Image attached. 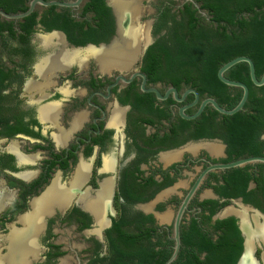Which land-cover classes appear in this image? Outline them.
Wrapping results in <instances>:
<instances>
[{"label":"flooded vegetation","instance_id":"af4514ba","mask_svg":"<svg viewBox=\"0 0 264 264\" xmlns=\"http://www.w3.org/2000/svg\"><path fill=\"white\" fill-rule=\"evenodd\" d=\"M31 1L0 0V10L23 12ZM86 1L36 3L31 25L0 13V264H181L182 234L193 222L214 237L216 221L226 218L241 234L238 211L246 209L252 227L254 214L263 222L264 131L245 141L231 134L224 114L201 121L209 103L197 117H181V107L191 115L215 98L183 80L176 86L174 72L144 70L145 53L167 34L171 16L185 2L199 4L136 2L140 24L151 19L153 42L143 50L141 39L124 64L100 71L93 56L49 61L64 56L61 48L115 35L106 0L113 19L107 39L76 44L48 27L63 13L84 22L83 30L95 26ZM164 15L168 26L155 32ZM59 31L63 46L56 38L44 44L42 36ZM70 32L83 37L78 25Z\"/></svg>","mask_w":264,"mask_h":264},{"label":"trees","instance_id":"16d2710c","mask_svg":"<svg viewBox=\"0 0 264 264\" xmlns=\"http://www.w3.org/2000/svg\"><path fill=\"white\" fill-rule=\"evenodd\" d=\"M12 1V0H10ZM185 2L178 17L171 16L165 36L159 37L148 47L144 57V70L174 72L171 81L178 86L183 80L201 93H207L225 108H232L241 97V89L230 87L217 76L218 68L238 55L250 57L257 78L264 70V0H195ZM85 9L94 12L95 26L74 21L68 13L58 14L62 20L48 24L65 30L76 44L107 39L113 30V19L105 0H87ZM21 11L27 6L22 3ZM205 10L206 14L199 11ZM156 27L158 32L167 27L166 18ZM34 13L24 17L28 25L33 24ZM83 37L71 35L76 28ZM225 76L244 82L248 86V97L243 108L231 115H221L228 122L231 134L240 133L249 140L253 134L264 131V84L252 83L246 62L230 67ZM216 110L203 112L201 121L214 118ZM203 134V133H200ZM199 135V134H198ZM216 236L202 230L193 222L189 230L183 231L181 246L187 254L180 255L181 264H236L243 248V238L234 218L217 220Z\"/></svg>","mask_w":264,"mask_h":264},{"label":"bare ground","instance_id":"6f19581e","mask_svg":"<svg viewBox=\"0 0 264 264\" xmlns=\"http://www.w3.org/2000/svg\"><path fill=\"white\" fill-rule=\"evenodd\" d=\"M140 1L141 0H110V2L115 8L114 11L119 20L118 21L119 29H118V36L115 37L112 43L109 44L108 46L106 47L102 46L98 48H95L93 46H86L87 48L86 50L85 49L81 50L79 48H76L78 50H71L70 52H66L63 48H61L58 54L64 56L49 61H53V62L56 61L58 65L61 63L68 64L69 62L75 61L76 59L82 61L83 58L85 57L93 56L98 64V69L100 71L103 70L105 71L110 68H113L112 65L118 66L120 64L126 63L127 61H131V59H133V56L138 51V48L140 46V40L143 39L144 42H147L149 40L147 24L141 25L139 22V16L141 10L138 8V4H136V2L137 3L139 2L140 4ZM124 17L128 18L129 24L127 26L124 23L122 24V20L124 19ZM41 38L43 39L45 45H48L52 40V38H56V42L58 44H61V46H63V37L60 34L46 35V36H42ZM80 50L81 52H83V57L81 58H80L81 52H79ZM237 213L241 217V222H240L241 227L247 234V238L251 240L252 236H257V238L259 237L258 239L262 241L264 244V221L260 222L258 216L254 214L252 216L253 217L252 220L255 223V227L253 225V227L251 228L250 226L251 222L247 218L246 209L242 211H238ZM262 257L264 261V251L262 253Z\"/></svg>","mask_w":264,"mask_h":264},{"label":"water","instance_id":"95a60500","mask_svg":"<svg viewBox=\"0 0 264 264\" xmlns=\"http://www.w3.org/2000/svg\"><path fill=\"white\" fill-rule=\"evenodd\" d=\"M83 0H67V1H55V0H51V1H46V0H32L27 8V10L23 11V12H19V13H6L4 11H1L0 10V13L2 15H4L5 17L7 18H10V19H18V18H22V17H25L27 15H29L33 9H34V6L36 3H39L41 5H44V6H48V5H51V4H59V5H62V6H67V7H73V6H78ZM107 1V4L108 6H110L112 8V11H113V14L115 16V22H116V33L115 35L111 38L110 41H107V42H100V43H87L85 45H82V46H76L74 47L75 48H84L86 46H93L95 48H98V47H106L108 46L109 44L112 43V41L115 39V37L118 36V24H119V20L117 18V15L114 11V8L112 6V4L110 3V0H106ZM143 0L140 1V6H141V3H142ZM149 1V0H147ZM203 14H206V11H202ZM142 16L141 12H140V16H139V20H140V17ZM141 22V21H140ZM125 24L126 26L129 24V21H128V18L127 17H124V19L122 20V24ZM150 23H151V19H146L144 21L143 24H147V28H148V34H149V28H150ZM59 34L65 38L64 34L62 32L59 31ZM153 42V38L150 36L149 34V40L147 42H144V45H143V50H146V48L148 47L149 44H151ZM138 51H139V48H138ZM137 51V52H138ZM238 62H246L247 65H248V71H249V76H250V79L252 81V83L256 86H261L264 84V70L260 76V78H257L256 76V73H255V67H254V63L252 61V59L246 55H238V56H235L234 58L226 61L225 63H223L217 70V76L218 78L223 82L225 83L226 85L230 86V87H237V88H240L241 89V97L240 99L238 100V102L230 109L228 108H225L223 106H221L215 99L213 98H207L205 100H203L201 103H200V106L198 108V110L191 114V115H187L184 113V107H181L180 110H179V113L181 115V117L183 118H195L197 117L202 109L204 108V106L209 103L213 109H215L218 113L220 114H224V115H231V114H234L235 112L241 110L247 100V97H248V86L244 83V82H241V81H238V80H234V79H230L228 77L225 76V72L230 68L232 67L234 64L238 63ZM175 96H176V90L175 89H172ZM195 93V101H197L198 99V94L196 91H194ZM159 96V94H158ZM177 99H180V98H177ZM260 159H263V158H260ZM178 220H177V223H176V227H175V230H176V235H175V239H176V249H178L179 247V235H178V232H179V229H178ZM252 228V226H251ZM241 234H242V237H243V248H242V252L240 254V256L238 257V260L236 262V264H264V261H263V257H262V253L259 255V257L256 255V250H257V245L259 246L260 245V240L257 238V236H252L251 240H249L247 238V234L245 233V231L243 230V228L241 227ZM250 242V243H249ZM175 254L176 252H174V254L172 255L171 258H174L175 257Z\"/></svg>","mask_w":264,"mask_h":264},{"label":"rangeland","instance_id":"374dc122","mask_svg":"<svg viewBox=\"0 0 264 264\" xmlns=\"http://www.w3.org/2000/svg\"><path fill=\"white\" fill-rule=\"evenodd\" d=\"M145 20H146V17L143 19V22H144ZM143 22H142V23H143ZM100 49H102V48H100ZM100 49H99V50H100ZM262 252H263V251H262ZM262 252H261V253H262ZM258 257H259V255H258Z\"/></svg>","mask_w":264,"mask_h":264}]
</instances>
